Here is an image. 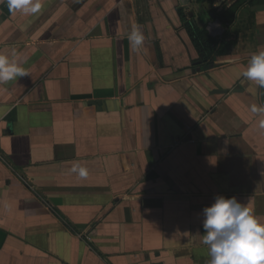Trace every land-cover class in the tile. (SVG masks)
<instances>
[{
    "label": "crops",
    "instance_id": "crops-1",
    "mask_svg": "<svg viewBox=\"0 0 264 264\" xmlns=\"http://www.w3.org/2000/svg\"><path fill=\"white\" fill-rule=\"evenodd\" d=\"M236 1L0 5V53L29 74L0 84V264H207L197 233L218 194L264 222V131L250 111L264 89L238 77L264 50V0ZM184 13L228 46L208 69L193 64Z\"/></svg>",
    "mask_w": 264,
    "mask_h": 264
},
{
    "label": "clouds",
    "instance_id": "clouds-1",
    "mask_svg": "<svg viewBox=\"0 0 264 264\" xmlns=\"http://www.w3.org/2000/svg\"><path fill=\"white\" fill-rule=\"evenodd\" d=\"M0 5H6L12 14L22 15H36L43 8L42 0H0ZM127 39L130 47L141 51L145 36L139 27L134 25ZM11 55L14 57L16 53ZM229 60L237 63L240 57L232 56ZM28 75L15 59L0 53V84ZM238 77L264 89V50L250 55ZM249 91L254 92V89L250 88ZM250 111L261 117L258 128L264 131V105H253ZM71 171L81 179L87 178V169L79 164H74ZM202 216L204 231L197 234L207 247V264H264V222L246 203L235 196L218 194L211 204L202 209Z\"/></svg>",
    "mask_w": 264,
    "mask_h": 264
},
{
    "label": "trees",
    "instance_id": "trees-1",
    "mask_svg": "<svg viewBox=\"0 0 264 264\" xmlns=\"http://www.w3.org/2000/svg\"><path fill=\"white\" fill-rule=\"evenodd\" d=\"M248 1L251 0H237L232 5L231 9L235 12L238 7ZM211 13H215V18H218L224 27H227L228 23L233 21L232 17L229 16V13L227 12L219 15L216 10L213 9ZM183 15L185 17V25L188 33L199 52V57L193 62V64L194 66H201L204 69H208L214 64L215 56L226 53L228 46L225 45L223 39H217L211 36L205 25L199 26L194 16L189 19L186 13ZM66 226L75 233L79 232L76 226L68 220H66Z\"/></svg>",
    "mask_w": 264,
    "mask_h": 264
},
{
    "label": "water",
    "instance_id": "water-1",
    "mask_svg": "<svg viewBox=\"0 0 264 264\" xmlns=\"http://www.w3.org/2000/svg\"><path fill=\"white\" fill-rule=\"evenodd\" d=\"M226 0H221V2H225Z\"/></svg>",
    "mask_w": 264,
    "mask_h": 264
}]
</instances>
